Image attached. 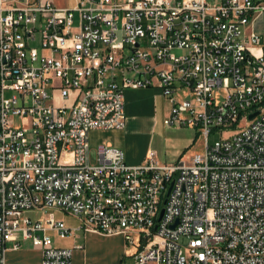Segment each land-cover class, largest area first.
Wrapping results in <instances>:
<instances>
[{"label": "built area", "instance_id": "obj_1", "mask_svg": "<svg viewBox=\"0 0 264 264\" xmlns=\"http://www.w3.org/2000/svg\"><path fill=\"white\" fill-rule=\"evenodd\" d=\"M71 1L0 0V264L22 241L73 264L52 234L81 231L140 242L135 264H264V51L246 33L264 0ZM150 87L203 152L129 166L106 145L94 164L91 132L124 130L125 91Z\"/></svg>", "mask_w": 264, "mask_h": 264}, {"label": "crops", "instance_id": "obj_2", "mask_svg": "<svg viewBox=\"0 0 264 264\" xmlns=\"http://www.w3.org/2000/svg\"><path fill=\"white\" fill-rule=\"evenodd\" d=\"M23 1L34 2L36 0ZM51 1L55 5L62 4L58 0ZM58 7L64 8V6ZM246 33L258 34L260 38V47L264 51V12L259 15H255L249 26L246 28ZM124 95L127 116L125 129L120 131L100 130L93 132H103L107 134L108 137L106 144L123 151L125 154V160L129 166L143 164L150 152H155L156 158L161 164L177 165L191 162L196 153H193L194 155H191L189 158H185L180 157L183 146L174 147L172 149L170 148L172 139L171 134L173 132L182 131L184 134L189 135V141L188 143L186 142L184 146L190 145L194 134L191 133L190 130L184 129L183 127H175L173 130L169 126L165 125V120L170 112V103L163 95L162 90L158 87L128 89L125 91ZM93 132H91V134ZM203 150L201 152H203ZM197 152L201 153L199 151ZM69 227L72 228L71 226ZM52 236L57 247L74 250L73 264H79L80 261H82V257L87 252L86 245L88 246V244L90 245L95 241L109 242V240L114 237L106 236L95 231H87L86 241L82 238L80 243L77 242L74 246L64 247L60 245L59 240L56 238L57 235L52 234ZM115 237L123 236L115 235ZM14 244V242L7 243L5 264H42V250L35 248L31 241H22L19 249H14ZM79 245L83 246V248L78 249L77 246Z\"/></svg>", "mask_w": 264, "mask_h": 264}, {"label": "rangeland", "instance_id": "obj_3", "mask_svg": "<svg viewBox=\"0 0 264 264\" xmlns=\"http://www.w3.org/2000/svg\"><path fill=\"white\" fill-rule=\"evenodd\" d=\"M62 4H57L58 6H73V2L71 0H58ZM8 95H12L8 93ZM17 126H21L19 119ZM174 130L175 127H170ZM184 129L190 130L191 133L194 134V137L190 143V145L184 144L189 141V135L184 134L182 131H176L171 134V143L170 148H176L178 146H183L181 156L189 158L193 153L201 152L204 149L205 138L198 131V129L194 128H186ZM233 131H229L227 136L232 134ZM226 136V135H225ZM108 135L103 132H93L91 134V146L93 151V163H96V153L102 147L109 144H106ZM221 140V135L212 134L210 137V144H214L216 141ZM177 150V149H176ZM48 215V213H32L30 216L33 219H43ZM56 216L59 220H63L67 225L71 226L72 229H77L80 226V222L78 219L72 217L70 214L56 212ZM83 232V233H82ZM84 234V235H83ZM87 231L76 232L75 235H72L66 239H60L58 236L56 238L59 240L61 246H74L77 242L80 243L82 238L86 241ZM54 236V235H53ZM142 244L137 242L136 246L128 245L124 237H112L109 242L103 241H95L88 244L87 252L82 257V261L79 264H135L134 255L138 252L140 246Z\"/></svg>", "mask_w": 264, "mask_h": 264}, {"label": "water", "instance_id": "obj_4", "mask_svg": "<svg viewBox=\"0 0 264 264\" xmlns=\"http://www.w3.org/2000/svg\"><path fill=\"white\" fill-rule=\"evenodd\" d=\"M260 114V111H257L253 114L250 115V120H254L258 115ZM173 186H174V182L171 183V186L169 187V190H168V193H167V198L170 196L171 192H172V189H173ZM168 202V199H166L164 201V205H166ZM164 213H165V209L162 210L161 212V218H160V221L162 220L163 216H164ZM178 223V222H177ZM176 225L173 226V228H175Z\"/></svg>", "mask_w": 264, "mask_h": 264}]
</instances>
